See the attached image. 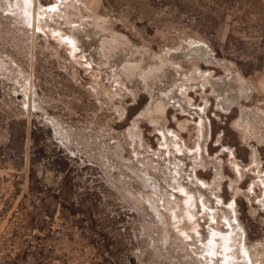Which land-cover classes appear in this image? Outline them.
<instances>
[{"label":"rangeland","instance_id":"374dc122","mask_svg":"<svg viewBox=\"0 0 264 264\" xmlns=\"http://www.w3.org/2000/svg\"><path fill=\"white\" fill-rule=\"evenodd\" d=\"M0 264H264V0H0Z\"/></svg>","mask_w":264,"mask_h":264},{"label":"bare ground","instance_id":"6f19581e","mask_svg":"<svg viewBox=\"0 0 264 264\" xmlns=\"http://www.w3.org/2000/svg\"><path fill=\"white\" fill-rule=\"evenodd\" d=\"M32 2H33V1H32ZM34 9H35V8H34ZM34 9H33V10H34ZM34 11H35V10H34ZM25 12H26L28 15H30L29 18H31V17L33 18V11H32L30 8H26V9H25ZM43 13H44V12H43ZM45 15H49V14H45ZM34 16H35V15H34ZM35 18H36V17H34V20H35ZM31 20H33V19H31ZM34 25H35V24H34ZM60 35H61V34H60ZM186 90H187V89H186ZM186 92H187V91H186ZM184 94H185V92H184ZM185 96H186V95H185ZM187 96H188V94H187ZM221 234H222V232H221ZM229 236H230V235H229ZM221 237L224 238L225 235L222 234ZM223 238H222V239H223ZM227 239H228V238H227ZM229 246H230V245H229ZM227 250H229V249H227Z\"/></svg>","mask_w":264,"mask_h":264}]
</instances>
